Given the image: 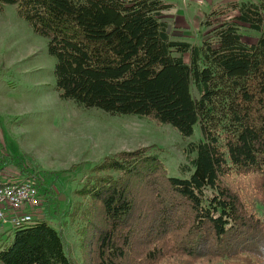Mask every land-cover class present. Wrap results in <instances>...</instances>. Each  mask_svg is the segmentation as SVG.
Masks as SVG:
<instances>
[{
	"label": "trees",
	"instance_id": "1",
	"mask_svg": "<svg viewBox=\"0 0 264 264\" xmlns=\"http://www.w3.org/2000/svg\"><path fill=\"white\" fill-rule=\"evenodd\" d=\"M4 6H15L47 39L60 99L170 125L182 138L200 125L202 139L184 149L194 169L188 179L168 177L141 149L97 166L128 176L121 190L107 175L98 178L105 186L94 181L78 191L101 211L83 215V242L97 243L98 264L129 257L142 264H264V0L212 9L199 44L172 38L164 18L171 6L163 0H0ZM131 177L154 186L157 202L134 205ZM45 217L16 230L9 246L0 244V264H75Z\"/></svg>",
	"mask_w": 264,
	"mask_h": 264
},
{
	"label": "rangeland",
	"instance_id": "2",
	"mask_svg": "<svg viewBox=\"0 0 264 264\" xmlns=\"http://www.w3.org/2000/svg\"><path fill=\"white\" fill-rule=\"evenodd\" d=\"M169 1L175 5L164 13L169 33L173 39L193 44H199L207 32L201 26L204 15L228 3ZM243 33L245 41H253L252 34ZM54 64L47 39L32 31L15 6H4L0 10V182L33 174L42 202L38 220L47 216L75 264H98L97 243L83 242V215L87 219L92 211L101 216V211L98 203L78 191L94 181L105 186L98 178L107 175L118 179L116 188L120 189L128 176L97 166L109 156L145 149L161 161L168 177L188 179L194 169L188 168L184 149L203 135L199 124L189 138H182L170 125L133 115H111L62 100L55 89ZM38 178L42 186H38ZM144 179L131 177L126 185L136 206L157 202L154 186L149 187ZM134 190L143 192L135 194ZM14 232L8 226L0 228L3 247L11 244ZM131 258L123 264L144 262Z\"/></svg>",
	"mask_w": 264,
	"mask_h": 264
},
{
	"label": "built area",
	"instance_id": "3",
	"mask_svg": "<svg viewBox=\"0 0 264 264\" xmlns=\"http://www.w3.org/2000/svg\"><path fill=\"white\" fill-rule=\"evenodd\" d=\"M41 196L33 174L0 182V226L14 231L26 228L39 219ZM36 216V217H35Z\"/></svg>",
	"mask_w": 264,
	"mask_h": 264
},
{
	"label": "crops",
	"instance_id": "4",
	"mask_svg": "<svg viewBox=\"0 0 264 264\" xmlns=\"http://www.w3.org/2000/svg\"><path fill=\"white\" fill-rule=\"evenodd\" d=\"M166 4H168V5H170L171 6V8L169 9V10H173V8L175 7V5H173V2L172 1H169V0H163ZM190 1H194V2H197L198 4H201V3H203V0H190ZM213 1H217V0H208V2L210 3V2H213ZM223 2H232V1H234V0H222ZM6 226H8V225H5V226H3V227H1L0 226V228L1 229H3V228H5ZM8 227H10V226H8Z\"/></svg>",
	"mask_w": 264,
	"mask_h": 264
}]
</instances>
